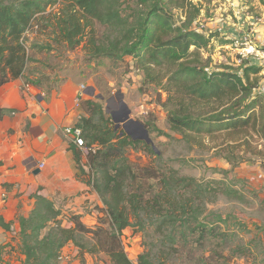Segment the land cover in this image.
Listing matches in <instances>:
<instances>
[{
    "label": "trees",
    "instance_id": "obj_1",
    "mask_svg": "<svg viewBox=\"0 0 264 264\" xmlns=\"http://www.w3.org/2000/svg\"><path fill=\"white\" fill-rule=\"evenodd\" d=\"M131 2L134 6L126 5L125 0H0V88L24 78L30 61L25 33L45 22L55 40L70 49L83 44L93 57H134L145 74V84H161L168 93V104H175L168 111L173 131L184 137L224 133L237 142L228 144L229 163L239 159V155L233 157L235 149L245 147L244 153L261 158L264 168V148L258 149L251 141L253 133L264 138V113L256 110L258 99L253 97L259 80L252 78L263 67L247 62L240 65V70L225 64L214 67L212 40L217 38L219 46L233 40L195 26L201 8L194 0ZM58 3V11L48 12ZM127 8L132 12L126 13ZM99 27H104L107 35H100ZM156 69L166 72L159 77ZM25 82L42 86L38 80ZM212 104L217 107L202 110ZM80 107L83 113L76 127L81 128L90 148L86 152L88 171L81 165L83 150L74 143L71 150L86 183L103 202V206L96 207L102 215L89 225L81 214L70 213L68 225H64L66 214L52 199L36 194L30 215L18 218L24 264H56L69 243L81 256L105 254L111 264H168L154 257L151 249L140 253L137 263L132 261L122 238L123 231L131 226L140 230L153 226L164 236L163 246L173 253L181 251L179 244L186 247L192 242L204 247L209 240L227 238L220 223L206 221L205 212L220 195L243 200L241 191L223 180L203 181L180 174L164 162L152 143L134 140L121 127L116 128L101 102L81 98ZM143 123L149 130L165 134L153 119ZM130 149L143 150L155 160H131ZM216 218L224 220L220 215ZM0 224L11 230L12 223L5 222L1 215ZM5 248L0 247V256Z\"/></svg>",
    "mask_w": 264,
    "mask_h": 264
},
{
    "label": "rangeland",
    "instance_id": "obj_2",
    "mask_svg": "<svg viewBox=\"0 0 264 264\" xmlns=\"http://www.w3.org/2000/svg\"><path fill=\"white\" fill-rule=\"evenodd\" d=\"M125 1L126 5L134 6L131 0ZM194 2L201 8L200 17L195 20V26L201 31L218 32L220 37L227 40L248 35L264 47V0ZM60 7L61 4L58 3L50 7L48 12L58 11ZM173 11L179 10L174 8ZM131 12L128 9L126 13ZM44 25L45 22L36 24L25 33L30 61L23 81L38 80L47 89H53L69 80L82 84L87 91L93 93L85 99L101 102L115 125V118L120 117L117 113L123 99L131 109L132 118L146 123L153 119L154 125L165 133L162 135L151 128L149 130L155 148L168 166L177 169L180 174L194 176L199 180H223L244 196L240 200L220 195L216 202L209 204L205 212L206 221L220 223L228 236L223 241L218 238L209 240V244L204 247L192 242L186 247L179 244L181 251L173 253L167 246H163L164 236L156 233L153 226L147 225L145 230H140L138 226L127 227L122 238L132 261L137 263L138 255L151 249L154 257L167 260L168 264H264V168L261 158L257 160L250 153H244L245 147H239L233 154V157L239 155V159H232L231 164L227 159L231 155L228 144L237 142L224 133L212 137H184L173 131L168 122V111L175 104H168V93L161 84H145V74L138 68L134 57L124 56L115 60L93 57L86 52L83 44L70 49L55 40L54 35L50 34L51 28H45ZM99 34L107 35L104 27H99ZM47 43L52 47H41ZM211 46L214 47L211 51L214 67L225 64L240 70L241 64L236 61L237 54L231 44L219 46V40L215 38ZM165 72L166 70L156 69L155 74L162 77ZM255 77L259 80L253 93V97L258 99L256 110L264 113V68L259 74L252 75L253 79ZM213 107H217V104L202 110ZM251 141L258 149L264 148V138L260 135L253 133ZM128 156L131 160L142 163L155 160V157H150L143 150L130 149ZM70 213L73 212L69 211L68 214ZM217 215L224 220L218 221ZM67 216L66 214L62 219L64 225H68ZM14 235L16 239L10 243L11 247L6 246L2 250L0 264H24L26 257L21 253L18 235ZM56 264L111 262L105 254L81 256L78 248L70 243L64 248Z\"/></svg>",
    "mask_w": 264,
    "mask_h": 264
},
{
    "label": "crops",
    "instance_id": "obj_3",
    "mask_svg": "<svg viewBox=\"0 0 264 264\" xmlns=\"http://www.w3.org/2000/svg\"><path fill=\"white\" fill-rule=\"evenodd\" d=\"M81 85L69 80L47 89L18 78L0 88V215L12 223L11 230L0 224L2 246L11 247L14 234L20 240L18 218L30 215L36 194L52 199L63 214H81L89 225L102 215L96 207L103 202L86 183L65 132L83 113L80 99L93 95ZM87 161L83 152L86 171Z\"/></svg>",
    "mask_w": 264,
    "mask_h": 264
},
{
    "label": "built area",
    "instance_id": "obj_4",
    "mask_svg": "<svg viewBox=\"0 0 264 264\" xmlns=\"http://www.w3.org/2000/svg\"><path fill=\"white\" fill-rule=\"evenodd\" d=\"M231 48L236 51V61L239 64L248 62L250 65L264 68V47L255 42L252 37L245 35L235 38L231 43ZM81 88L84 89L85 86L81 85ZM65 132L70 136L72 143L82 149L83 152L90 150V148L86 146L81 128L76 126L66 127ZM43 166L44 163H40V167Z\"/></svg>",
    "mask_w": 264,
    "mask_h": 264
},
{
    "label": "water",
    "instance_id": "obj_5",
    "mask_svg": "<svg viewBox=\"0 0 264 264\" xmlns=\"http://www.w3.org/2000/svg\"><path fill=\"white\" fill-rule=\"evenodd\" d=\"M117 115L120 117L115 118L116 128L121 127L124 133L134 140H143L154 145L149 129L142 121L131 117V109L123 99L120 102V110Z\"/></svg>",
    "mask_w": 264,
    "mask_h": 264
}]
</instances>
